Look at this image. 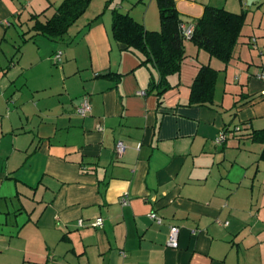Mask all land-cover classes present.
Returning <instances> with one entry per match:
<instances>
[{
  "label": "crops",
  "instance_id": "1",
  "mask_svg": "<svg viewBox=\"0 0 264 264\" xmlns=\"http://www.w3.org/2000/svg\"><path fill=\"white\" fill-rule=\"evenodd\" d=\"M63 1L0 0V264H264V144L253 140L264 130V78L249 73L264 69V42L249 37L262 57L244 58V71L233 63L241 53L224 63L185 40L180 72L163 83L112 33L115 9L160 31L156 0H92V14L53 41L34 26ZM175 4L186 26L208 6L247 17L264 8ZM206 65L217 71L212 99L191 103ZM85 98L91 111L81 116ZM99 217L103 228H93ZM171 226L178 249L166 245Z\"/></svg>",
  "mask_w": 264,
  "mask_h": 264
},
{
  "label": "trees",
  "instance_id": "2",
  "mask_svg": "<svg viewBox=\"0 0 264 264\" xmlns=\"http://www.w3.org/2000/svg\"><path fill=\"white\" fill-rule=\"evenodd\" d=\"M159 8L160 31H149L129 13L113 10L112 33L125 50H135L145 56L144 64L152 63L165 83L169 75L178 74L186 59L181 20L175 0H156ZM92 0H64L54 16L46 23L37 22L36 32L53 41H61L69 29L85 14ZM107 7V5H106ZM246 12L232 13L224 8L206 7L203 16L194 24L191 36L200 49L211 57L229 63L246 24ZM217 71L210 66H202L191 89V103L206 105L213 96ZM241 131L240 128H235ZM232 131L225 128L223 133ZM253 140L264 144V130L255 132ZM226 138V139H227ZM264 156V153H263Z\"/></svg>",
  "mask_w": 264,
  "mask_h": 264
},
{
  "label": "rangeland",
  "instance_id": "3",
  "mask_svg": "<svg viewBox=\"0 0 264 264\" xmlns=\"http://www.w3.org/2000/svg\"><path fill=\"white\" fill-rule=\"evenodd\" d=\"M117 1L118 2H122L123 0H117ZM146 1H147V3L149 2V0H146ZM93 6H95V8L100 6V5L98 6V0L95 1L92 4V7ZM104 10H105V8H104ZM259 11H257V13L254 14L253 16L251 14L248 15V17L246 19V24H245V26L243 27V30H242V35L239 38V41L236 44V47H235V50H234V55H236L238 57L240 55L239 53H241L242 59L239 60L238 62L237 61H233V63L234 64H239V68L241 70L244 69V71H245L246 68H248V64H247L248 61H250L251 59H253L254 61H257L258 58L262 57L261 48H259L258 44L254 43V42L252 43V45L246 44V42L250 40V38H249L250 36H254L255 38H257V42L259 44L264 42V36H261L262 35L261 33L264 30V15H262V12L264 14V8L262 9V11L261 10H259ZM85 14L86 15L89 14L88 16H90L92 13L90 11L89 12L86 11ZM261 15L263 16V20H262V25L259 26ZM190 23L191 22H189V24ZM250 41H252V40H250ZM22 49H24V47ZM205 54H208V53L206 52ZM244 58H249V59H247L248 60L247 61ZM216 61H217V59H216ZM255 70L257 71L255 73V77L257 79L258 78L259 79H263L264 77L261 78L260 76H262V75L264 76V69L257 68L255 65H250V72L249 73H253ZM247 76H248V74H246V77ZM28 198L29 197L26 198V196H23L22 200L26 203V202L29 201ZM23 216H25V215H23Z\"/></svg>",
  "mask_w": 264,
  "mask_h": 264
},
{
  "label": "built area",
  "instance_id": "4",
  "mask_svg": "<svg viewBox=\"0 0 264 264\" xmlns=\"http://www.w3.org/2000/svg\"><path fill=\"white\" fill-rule=\"evenodd\" d=\"M194 25H190V26H186L184 24L181 25V30L183 32V35L186 37L187 40H189L191 38V36L193 35L194 33ZM53 61L54 63L56 64H61L62 63V60H63V52L62 51H57L54 55H53ZM261 78H263L264 76H260ZM262 96H264V91L261 93ZM91 111V104H90V101L89 99L85 98L82 100V102L79 104L78 108H77V113L80 114L81 116H86L89 112ZM227 138V134L225 133H220L219 136L216 138L215 142L217 144H223L226 142V139ZM125 151V145L123 144V142H118L117 145H116V152L119 156H121ZM128 199L125 198V196L121 199V204L123 206H127L128 205ZM149 217L154 221L156 222L157 224H161L162 223V219L159 218L157 216L156 213H152L149 215ZM78 225L80 227L83 226V221L82 220H79L78 221ZM103 225H104V220L103 218L99 217L97 219H95L94 222L91 223V226L93 228H96V229H101L103 228ZM227 225V223H226ZM179 232H180V229L179 227L177 226H171L170 227V230H169V235H168V238H167V242H166V245L168 248H171V249H178L179 247Z\"/></svg>",
  "mask_w": 264,
  "mask_h": 264
},
{
  "label": "water",
  "instance_id": "5",
  "mask_svg": "<svg viewBox=\"0 0 264 264\" xmlns=\"http://www.w3.org/2000/svg\"><path fill=\"white\" fill-rule=\"evenodd\" d=\"M258 0H246L248 8L252 6L253 3L257 2Z\"/></svg>",
  "mask_w": 264,
  "mask_h": 264
}]
</instances>
